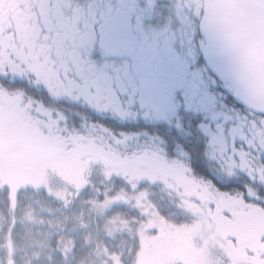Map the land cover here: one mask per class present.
Returning <instances> with one entry per match:
<instances>
[{"label":"snow or ice","instance_id":"obj_1","mask_svg":"<svg viewBox=\"0 0 264 264\" xmlns=\"http://www.w3.org/2000/svg\"><path fill=\"white\" fill-rule=\"evenodd\" d=\"M48 7L69 18L57 31L85 47L40 63L0 25V96H13L17 113L0 99V174L28 162L27 121L40 133L29 146L82 183L0 179V264H188L159 254L176 230L203 248L201 264H264V108L240 98L241 82L204 46L191 0ZM92 207L118 211L102 227Z\"/></svg>","mask_w":264,"mask_h":264},{"label":"water","instance_id":"obj_2","mask_svg":"<svg viewBox=\"0 0 264 264\" xmlns=\"http://www.w3.org/2000/svg\"><path fill=\"white\" fill-rule=\"evenodd\" d=\"M199 28L243 85L240 98L264 108V0H201Z\"/></svg>","mask_w":264,"mask_h":264},{"label":"rangeland","instance_id":"obj_3","mask_svg":"<svg viewBox=\"0 0 264 264\" xmlns=\"http://www.w3.org/2000/svg\"><path fill=\"white\" fill-rule=\"evenodd\" d=\"M69 2H71V0H69ZM0 25H2L4 28L11 29V31H7L5 33V37L8 40L15 39V41L19 45L18 52H20L21 56L29 57L33 61L39 60V62L41 60L40 59L41 57L43 58L41 60L43 62L51 58L49 56V51L43 47L44 46L43 43L32 41L30 39V35H31L30 33L28 34V36H25V34H23V32L20 31V27L15 24V17H14V21L9 20L8 18L2 19L0 21ZM27 68L29 70H32L29 67ZM42 82L45 83V85L51 89V85L48 83L47 80L42 81ZM6 94L12 101L13 108L16 110V104L14 103L15 98L8 93ZM52 94L53 95H63L64 93L63 92H53ZM5 110L9 111L8 105H6ZM32 129H35L37 130V132H39V129L36 128L35 125L32 126ZM30 132L31 131H28L27 129L22 130V136L24 137V142L27 147L26 159L28 162L26 163L25 167L21 171H18V172L14 171L8 174H0V179H3L5 182L27 180V182L36 184V183H41V182L46 183L48 180H51L53 177H55L56 173L53 167L51 166V163L48 159L46 152H44L41 149L39 142L29 146V141L31 139ZM46 139L48 138L45 137V140ZM34 161L38 163H34ZM64 170H67L68 174L64 172L65 173L64 176L66 177L68 182L73 183L74 185L82 183V179H80L78 172L70 170L66 167ZM55 181L59 183L58 180H55ZM53 187L54 189H60L59 186L55 184H53ZM90 212L92 214H95L96 216L95 218L97 217L99 218L100 224L102 227L103 225L107 224L108 221L112 219V218L109 219L107 216H104L106 214L105 212H107V210L105 209H101L98 207H92L90 208ZM217 230L219 231V229ZM176 232L180 233L179 230H176ZM212 235L214 234H210L209 240L212 239ZM166 237H170V236L167 235ZM188 239L189 238L186 236V234L180 233L179 239L175 238V240L178 243L173 245V248H174L173 251L171 250L167 251L165 248H163L161 250V253L159 254H168L172 257H175L176 254L179 253L181 258H184L187 260L188 264H201V261L203 259V255H202L203 248L191 247V245L188 243ZM143 247H146V244L142 243V248ZM156 259H157V255H143L141 257L140 264H155Z\"/></svg>","mask_w":264,"mask_h":264},{"label":"flooded vegetation","instance_id":"obj_4","mask_svg":"<svg viewBox=\"0 0 264 264\" xmlns=\"http://www.w3.org/2000/svg\"><path fill=\"white\" fill-rule=\"evenodd\" d=\"M63 3L64 6H69L70 4L69 0H63ZM191 3L193 6V14L199 17L200 22L202 10L201 1L191 0ZM12 16L15 17V24L20 27V31L25 36H28L30 33V39L43 43V47L49 53L57 56L64 55L69 59H78L80 57V50L85 47V42L74 43L68 37L67 31H57L58 27L66 28L69 19L63 15L60 7H56L54 10L49 8L48 0H0V21L4 18L14 21V17ZM50 17L56 18L55 24H53ZM65 39H68L69 43H73L72 48L67 47L64 42ZM168 235L170 237H165L167 244L165 249L167 251H173V245L178 243L175 238L179 239L180 233L174 231Z\"/></svg>","mask_w":264,"mask_h":264},{"label":"trees","instance_id":"obj_5","mask_svg":"<svg viewBox=\"0 0 264 264\" xmlns=\"http://www.w3.org/2000/svg\"><path fill=\"white\" fill-rule=\"evenodd\" d=\"M19 53H20V52H19ZM22 54H23V53H22ZM25 55H26V54H25ZM25 55H24V56H25ZM36 61H39V60H36ZM40 63H43V61H40ZM26 65H27V67H29V68L32 69V66H31L30 64H26ZM43 81H46V80H43ZM0 99L3 100L5 106L8 105V107H9V111H7V110H6V111L8 112L9 117H10V118L15 117L16 114H17V113L15 112L16 110L13 108L12 101H11L10 98L7 96L6 92H5L2 96H0ZM9 100H10V101H9ZM32 126H33V125H30V124H28L27 121H25L24 124H23V129H22V130L27 129L28 131H31V132L35 133L37 136L40 135V133L37 132V130L32 129ZM44 139H45V138H44ZM46 140H47V139H46ZM46 154H47L48 159H49V161H50V163H51V166L53 167V169H54V171H55V173H56L55 177L58 178L57 180H58V182H59V183H57V181H54L53 184L59 186L60 189H62V187H63V183H64V182H66V183H68V184H73V183L68 182V180H67L66 177L64 176V175H65L64 172H66V174H68V173H67V170H64L65 167H64L62 164L56 162V161L52 158V156H51L50 153H47V152H46ZM78 175H79L80 179H82V178H81V173H80V172H78ZM59 184H60L61 186H60ZM73 185H74V184H73ZM41 200H42L43 203L46 204V206L55 207V205H54L53 203L44 200L42 197H41ZM117 211H118L117 209H112V211H110V212H109V211L105 212L106 214H105L104 216H107L109 219H110V218H113V217L117 214ZM38 212H39V209L37 210V213H38ZM85 213H86V214H90L91 218H94V219H95V217H96L95 214H92V213L90 212V209H85ZM2 222H3V220L0 219V223H2ZM27 227H29V225H21V226H19L20 233H21V242H23V234H24L25 228H27ZM81 238L84 239V240L89 239V237H88L86 234H85V235H82ZM85 264H97L96 258H94V257L86 258V260H85Z\"/></svg>","mask_w":264,"mask_h":264}]
</instances>
